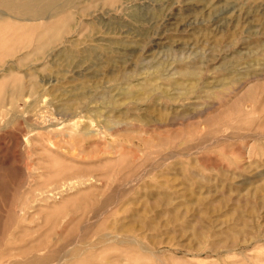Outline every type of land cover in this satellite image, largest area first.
Wrapping results in <instances>:
<instances>
[{"label":"rangeland","instance_id":"374dc122","mask_svg":"<svg viewBox=\"0 0 264 264\" xmlns=\"http://www.w3.org/2000/svg\"><path fill=\"white\" fill-rule=\"evenodd\" d=\"M93 1L0 50V264H264V0Z\"/></svg>","mask_w":264,"mask_h":264},{"label":"bare ground","instance_id":"6f19581e","mask_svg":"<svg viewBox=\"0 0 264 264\" xmlns=\"http://www.w3.org/2000/svg\"><path fill=\"white\" fill-rule=\"evenodd\" d=\"M193 1H197L198 3L199 2H202L201 0H193ZM82 2V3H80ZM88 3L89 6H84L82 8H80V5L81 4H86ZM185 3V2H184ZM95 7V2L93 0H0V50L3 51V52H12L14 50H16L17 48L21 47L22 50L25 49V50H28L30 48L33 47L32 49V52L31 53H39V52H43L45 51L47 48H52V46L56 45L57 44V41L60 40V37H62V35L65 33V31L70 28L73 27L71 25V22L73 20V17H74V14H73V9H79V14L80 15H84L85 13H87V11L91 8ZM161 10V9H160ZM198 10V9H197ZM138 18V17H137ZM102 20V19H101ZM100 20V21H101ZM99 21V22H100ZM103 23V20L102 22ZM74 28V27H73ZM69 30V29H68ZM73 30V29H72ZM126 32V31H124ZM106 33V32H105ZM120 33V32H119ZM219 33V31H218ZM122 34V33H121ZM126 34H129V32H126ZM66 35V34H65ZM124 36H127V35H124ZM62 40V38H61ZM63 41V40H62ZM101 41V40H100ZM108 42V41H107ZM112 42V41H111ZM34 43H35V47H34ZM59 43L62 44V42L59 41ZM76 44V43H75ZM115 44V43H114ZM124 44V43H123ZM73 45V44H72ZM75 46V45H73ZM89 47V46H88ZM85 48V47H84ZM127 49V48H126ZM21 50V51H22ZM24 50V51H25ZM92 50V49H91ZM107 50V49H106ZM0 51V53H1ZM17 51V50H16ZM15 51V52H16ZM19 51V50H18ZM17 51V52H18ZM47 51V50H46ZM49 51V49H48ZM47 51V52H48ZM99 51V50H98ZM14 52V53H15ZM16 52V53H17ZM46 52V53H47ZM66 52V51H65ZM88 52V51H87ZM90 52V51H89ZM62 53V51H61ZM69 53V52H68ZM82 53H83V50H82ZM92 53V51H91ZM59 54V53H58ZM57 54V55H58ZM84 54V53H83ZM1 55V54H0ZM43 55V54H42ZM61 55V54H60ZM93 55V53H92ZM14 56V55H13ZM30 56V55H29ZM28 56V57H29ZM35 56V55H34ZM68 56V55H67ZM70 56V55H69ZM88 56V55H87ZM12 57V56H10ZM9 57V58H10ZM27 57V56H26ZM38 57V56H37ZM40 57V56H39ZM57 57V56H56ZM1 58V57H0ZM42 58V56L40 57V59ZM8 59V58H7ZM39 59V58H37ZM56 59V58H54ZM53 59V60H54ZM87 59V58H85ZM1 61V60H0ZM177 61V60H176ZM181 60H178V62H180ZM24 62V57H21L19 59V63L22 64ZM28 62V61H27ZM175 62V61H174ZM173 62V64H174ZM110 63V62H109ZM108 63V64H109ZM177 63V62H176ZM26 63H23L22 65H25ZM54 65V64H53ZM159 66V64H156ZM156 65L153 67H156ZM160 66H163V65H160ZM169 67L167 69L170 68L171 65H168ZM176 66V65H175ZM179 65H177L176 67H178ZM186 66V65H185ZM20 67V66H19ZM152 67V68H153ZM190 67V66H189ZM188 67V68H189ZM191 68V67H190ZM86 69V68H84ZM146 69V68H145ZM156 69V72H157V68ZM173 69V68H172ZM171 69V70H172ZM195 69V70H193ZM8 70V69H7ZM170 70V71H171ZM187 70V68H186ZM85 71V70H84ZM87 71H90V70H86ZM160 71V70H159ZM165 72V70H163ZM168 70H166V72L164 73V75L167 73ZM155 72V71H154ZM196 72V67L195 68H192L191 70H189L188 72H185L184 73V76L186 74V77L188 76H194L196 74H194ZM197 72H199V69H197ZM142 73V72H140ZM161 73H162V70H161ZM162 73V75H163ZM171 73H173V70L171 71ZM170 73V74H171ZM240 73V72H239ZM66 74V73H64ZM129 74V73H128ZM194 74V75H193ZM200 74V73H198ZM242 74V73H241ZM38 76V74H36ZM41 75V74H40ZM94 75V74H93ZM111 75V74H110ZM134 75V74H133ZM161 75V74H160ZM161 75V76H162ZM167 75V74H166ZM172 75V74H171ZM175 73H173V77H174ZM183 75V74H181ZM188 75V76H187ZM239 75V74H238ZM74 76L75 78H72V79H78V80H82V79H85L86 76L84 75V72L82 71H74ZM88 76L90 77V75L88 74L87 75V78ZM170 75H168L167 77H169ZM42 77V76H41ZM50 77V76H49ZM61 79H65V75L64 76H59ZM73 77V76H72ZM198 77V76H197ZM166 78V77H164ZM171 78V76H170ZM193 78V77H192ZM196 78V77H195ZM21 79V78H20ZM54 79V78H53ZM71 78H68V80H70ZM93 79V77H92ZM167 79V78H166ZM169 79V78H168ZM199 79V78H198ZM22 80V79H21ZM58 80V79H57ZM17 81V80H16ZM71 81V80H70ZM77 81V80H75ZM137 81V80H136ZM23 82V81H21ZM69 82V81H68ZM72 82V81H71ZM82 82V81H81ZM87 82V81H86ZM150 82V81H149ZM148 82V83H149ZM70 83V82H69ZM138 83V81H137ZM136 83V84H137ZM146 82H144L145 84ZM33 84V83H32ZM84 84V83H83ZM81 84V85H83ZM139 84H141V82L139 81ZM144 84H141V86H145V87H151L152 84L149 83L146 85ZM78 85V84H77ZM80 85V84H79ZM78 85V86H79ZM87 85V83L85 84ZM84 85V86H85ZM130 85V84H129ZM128 85V86H129ZM134 85V84H133ZM208 85V84H207ZM205 85V88L207 91L211 90V89H217V86H207ZM223 85V84H222ZM21 86V85H19ZM83 86V87H84ZM132 86V84H131ZM136 86V85H134ZM139 86V85H138ZM142 86V87H143ZM159 85L157 84V87ZM35 87V86H34ZM75 87V86H74ZM81 87V86H80ZM130 87V86H129ZM141 87V88H142ZM154 87V86H153ZM152 87V88H153ZM216 87V88H215ZM4 89V87H2ZM15 88V87H14ZM33 88V87H32ZM82 88V87H81ZM81 88H78L81 90ZM88 88V87H87ZM136 88H139V95H136L137 93L134 94V92L131 93V91H129L130 93H128V90L125 91L127 92L128 94L132 95L131 97H133L134 99H139L140 98V94H141V97L143 98L145 95L143 94V91L144 90L143 88L140 89V87H136ZM145 89V90H150V89ZM20 89V88H19ZM31 89V88H30ZM35 89V88H34ZM68 89V88H66ZM65 89V90H66ZM71 89H72V86H71ZM83 89V88H82ZM155 89V87H154ZM153 89V90H154ZM163 89V87L161 88ZM33 90V89H31ZM77 90V88H76ZM122 90V89H121ZM124 90V89H123ZM126 90V89H125ZM151 89V91L154 93ZM160 89L158 88V91ZM13 91V89H12ZM11 91V92H12ZM63 91V90H62ZM71 91V90H69ZM142 91V92H141ZM156 91V90H155ZM161 91V90H160ZM168 91V90H167ZM205 91V90H204ZM214 91V90H213ZM29 91H27L28 93ZM73 92V90L71 91ZM80 92V91H79ZM91 91H88L87 90V93H89ZM124 92V91H122ZM138 92V91H136ZM149 92V91H148ZM151 92V93H152ZM166 92V90H165ZM66 93V92H65ZM63 93V94H65ZM83 93V92H81ZM146 93V91H145ZM152 93V94H153ZM171 93V92H169ZM169 93L167 92V95H169ZM185 93V92H184ZM209 93V92H208ZM21 94V93H20ZM30 94V93H29ZM61 94V93H60ZM71 94V93H70ZM74 94V93H72ZM150 94V93H148ZM146 94V95H148ZM192 94V93H191ZM2 95V94H1ZM14 95H16V93H14ZM62 95V94H61ZM79 95V94H78ZM83 95V94H82ZM86 95V94H84ZM88 95V94H87ZM121 94H119L118 96H120ZM143 95V96H142ZM151 95V94H150ZM149 95V96H150ZM66 95H62V97H64ZM70 96V95H69ZM74 96V95H72ZM121 96H125L124 94H122ZM129 96V95H128ZM137 96V97H136ZM139 96V97H138ZM148 96V97H149ZM171 96V94H170ZM18 97V95H17ZM60 97V95H59ZM68 97V96H66ZM129 97V99H133ZM147 97V96H146ZM147 97V98H148ZM151 97V96H150ZM27 98V97H26ZM73 98V97H72ZM79 98V97H78ZM77 98V99H78ZM146 98V99H147ZM63 99V98H61ZM133 99V100H134ZM137 99V101H138ZM144 99V98H143ZM24 100V99H23ZM142 99H140L141 101ZM25 101V100H24ZM135 101V100H134ZM110 105V104H109ZM66 106V105H65ZM68 106V105H67ZM89 107V106H88ZM65 109V108H64ZM71 111V110H70ZM101 113V112H99ZM121 113V112H120ZM88 115V114H87ZM109 115V114H108ZM85 117V116H84ZM109 118V116H108ZM111 118V116H110ZM106 120V119H105ZM144 120V119H143ZM148 120V119H147ZM107 121H104V123H106ZM99 123V122H98ZM102 123V122H101ZM112 123V122H110ZM115 123V122H114ZM157 123V122H156ZM118 124V123H117ZM105 126V125H104ZM114 126V124H113ZM45 127V126H44ZM108 127V125H107ZM111 127H112V124H111ZM117 127V126H116ZM105 128V127H104ZM109 128V127H108ZM113 128V127H112ZM108 130H111V129H108ZM98 132V131H97ZM96 131L94 130H90L89 131V134H93V135H98ZM107 132V131H106ZM109 132V131H108ZM87 133V132H86ZM126 243V242H125ZM130 243V242H129ZM132 244V243H131Z\"/></svg>","mask_w":264,"mask_h":264}]
</instances>
